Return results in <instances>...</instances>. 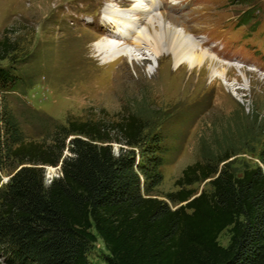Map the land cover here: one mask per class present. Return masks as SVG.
I'll return each mask as SVG.
<instances>
[{
  "label": "trees",
  "instance_id": "16d2710c",
  "mask_svg": "<svg viewBox=\"0 0 264 264\" xmlns=\"http://www.w3.org/2000/svg\"><path fill=\"white\" fill-rule=\"evenodd\" d=\"M17 51L4 31L0 174L9 179L0 187V264H90L98 238L106 264H264V143L260 166L244 165L237 176L231 154L196 162L160 200L152 196L164 164L155 123L124 113L69 120L41 141L25 136L5 96L25 87ZM46 167L60 169L47 185ZM206 180L210 192L186 189ZM224 231L226 247L218 242Z\"/></svg>",
  "mask_w": 264,
  "mask_h": 264
},
{
  "label": "rangeland",
  "instance_id": "374dc122",
  "mask_svg": "<svg viewBox=\"0 0 264 264\" xmlns=\"http://www.w3.org/2000/svg\"><path fill=\"white\" fill-rule=\"evenodd\" d=\"M156 2L164 5L158 12L175 20L183 31L187 45L259 79L247 74L243 80L233 72L226 80L215 81L198 77L188 67L176 74L168 55L157 65L146 48L132 46V38L120 44L137 49L136 60L103 59L95 45L114 40L117 33L109 25L106 10H129L137 5L132 0H0V37L5 31L17 44L15 65L25 87L5 96L28 139L41 141L72 119L117 120L128 113L155 123L154 133L161 135L164 145V164L162 182L152 196L166 201L167 194L179 190L175 182L182 171L196 162L231 154L227 163L237 176L244 165L260 166L264 0ZM142 22L146 26L148 19ZM117 149L114 145L115 153ZM59 170L46 167V185L60 176ZM8 179L1 173L0 187ZM186 189L196 195L211 191L208 180ZM228 241L224 231L218 242L226 247ZM107 257L98 238L87 259L90 264H106Z\"/></svg>",
  "mask_w": 264,
  "mask_h": 264
},
{
  "label": "bare ground",
  "instance_id": "6f19581e",
  "mask_svg": "<svg viewBox=\"0 0 264 264\" xmlns=\"http://www.w3.org/2000/svg\"><path fill=\"white\" fill-rule=\"evenodd\" d=\"M33 1L37 2L38 0ZM132 1L137 3V5L129 10L121 11L112 7V10L105 11L107 18L110 20L109 25L116 28L117 33H113L114 40L107 39L95 45L96 52L102 55L103 59L110 62L113 59L125 56L136 60L134 54L137 49L135 50L129 45L120 44L121 41H123L121 43L127 44L125 40L132 38V46L140 45V49L146 48L149 56L154 59L157 65L163 55H168L170 57L169 60L172 61L176 68V74L182 68L188 67L190 70L198 72V77L200 75L205 79L208 76L215 81L217 79L226 80V77L233 72L239 73V77L243 80L247 74L259 79L255 73L246 72L237 65L221 63L213 57L207 56L205 52H198L195 50V46L190 47L187 45L184 33L179 29L175 20L158 12V9L164 7L162 3L158 4L156 0ZM146 19H148V23L142 27V20L145 21ZM187 41L190 43V40Z\"/></svg>",
  "mask_w": 264,
  "mask_h": 264
},
{
  "label": "water",
  "instance_id": "95a60500",
  "mask_svg": "<svg viewBox=\"0 0 264 264\" xmlns=\"http://www.w3.org/2000/svg\"><path fill=\"white\" fill-rule=\"evenodd\" d=\"M48 178V177H47Z\"/></svg>",
  "mask_w": 264,
  "mask_h": 264
}]
</instances>
